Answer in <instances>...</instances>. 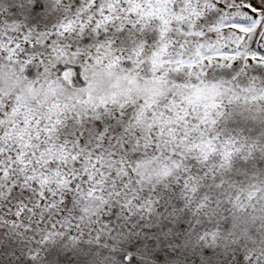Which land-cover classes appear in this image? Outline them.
I'll use <instances>...</instances> for the list:
<instances>
[{
  "label": "snow or ice",
  "instance_id": "snow-or-ice-1",
  "mask_svg": "<svg viewBox=\"0 0 264 264\" xmlns=\"http://www.w3.org/2000/svg\"><path fill=\"white\" fill-rule=\"evenodd\" d=\"M0 264H264V0H0Z\"/></svg>",
  "mask_w": 264,
  "mask_h": 264
}]
</instances>
